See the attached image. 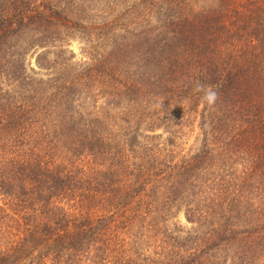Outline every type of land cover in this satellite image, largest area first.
Listing matches in <instances>:
<instances>
[{
	"label": "trees",
	"instance_id": "obj_1",
	"mask_svg": "<svg viewBox=\"0 0 264 264\" xmlns=\"http://www.w3.org/2000/svg\"><path fill=\"white\" fill-rule=\"evenodd\" d=\"M0 264H264V0H0Z\"/></svg>",
	"mask_w": 264,
	"mask_h": 264
},
{
	"label": "rangeland",
	"instance_id": "obj_2",
	"mask_svg": "<svg viewBox=\"0 0 264 264\" xmlns=\"http://www.w3.org/2000/svg\"><path fill=\"white\" fill-rule=\"evenodd\" d=\"M72 49H73V51H74V53L76 55V58L78 59L81 56V53H80L79 44H78L77 41L72 42ZM196 133H197V129L195 128L194 134L192 136H190V139H189V142H188V145L187 146H189V145L192 144V142L194 140V136H195ZM178 220L181 223V225H183L185 227L188 226L186 224L185 219H184V217H183L182 214H180L178 216Z\"/></svg>",
	"mask_w": 264,
	"mask_h": 264
},
{
	"label": "clouds",
	"instance_id": "obj_3",
	"mask_svg": "<svg viewBox=\"0 0 264 264\" xmlns=\"http://www.w3.org/2000/svg\"><path fill=\"white\" fill-rule=\"evenodd\" d=\"M216 99V93L214 91H208L206 92L205 96H204V100L211 104L214 103Z\"/></svg>",
	"mask_w": 264,
	"mask_h": 264
}]
</instances>
